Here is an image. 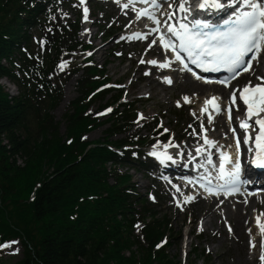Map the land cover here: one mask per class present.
<instances>
[{
	"label": "trees",
	"instance_id": "1",
	"mask_svg": "<svg viewBox=\"0 0 264 264\" xmlns=\"http://www.w3.org/2000/svg\"><path fill=\"white\" fill-rule=\"evenodd\" d=\"M53 2L0 0V78L20 90L9 95L0 86V196L13 187L15 207L6 212L0 197V240L14 236L23 244L15 264H179L166 252V237L176 234L173 216L161 213V204L138 193L128 174L116 170L128 165L145 171L152 161L140 160L137 149L152 143L149 136L131 133L137 100L123 101L118 92L105 100L113 90L89 88L90 73L82 69L79 94L62 116L65 135L58 131L60 122L51 112L61 101L62 85L49 69L51 52L74 51L81 43L76 24L62 31L46 28ZM33 28L42 35L36 54L30 47ZM96 99L103 103L88 111ZM104 124L102 139L81 140ZM121 134L126 135L117 137ZM18 157L25 160L23 167ZM197 253L206 264L209 255L203 249Z\"/></svg>",
	"mask_w": 264,
	"mask_h": 264
},
{
	"label": "rangeland",
	"instance_id": "2",
	"mask_svg": "<svg viewBox=\"0 0 264 264\" xmlns=\"http://www.w3.org/2000/svg\"><path fill=\"white\" fill-rule=\"evenodd\" d=\"M169 1L162 0L159 7L166 11L165 6L162 5ZM51 4L54 5V11L49 17V22L46 23V28L52 29L54 26L55 30L62 31L64 27L67 29L69 24H76L78 29L76 40L81 43L74 51L65 48L56 56L51 52L53 61L49 69L56 84L62 85L61 101L51 112L60 122L59 133L65 135L67 127L62 116L70 112L69 102L79 94L77 81L82 77V69L90 73L89 88L98 86L95 91H99L102 87L113 90L104 97L105 100L114 92L121 93L123 101L137 100L135 103L137 118L131 133L135 132L137 136H149L148 139L152 142L146 148L136 147L142 151L139 159L145 162L146 155L150 156L155 147L170 146L174 147L172 153L174 156L171 157L173 160L164 162L166 158H163L158 164L150 161L147 171L136 170L128 165L116 166V170L120 174H128L136 191L141 195H147L151 200L152 195L156 194L157 198L155 197L154 202L161 204L159 207L161 213L173 216L176 234L174 238L166 237L165 241L169 242L166 252L170 257L179 259V264H192V262L205 264L197 256V252L201 249L209 255L206 264H236L237 260L244 258L251 260L247 264H264L260 259L264 233L261 232L256 221L259 216L260 223L264 225V196L257 195L241 203L238 209L235 208L236 203L233 200H230L229 204H222L221 199L214 197L202 199L193 192L186 194L190 190L172 175L173 168L181 169V165L189 166L182 159L186 160L187 155L195 153L205 137L207 140L214 138L219 140L216 143L213 141V144L230 143L229 124L224 122L222 115L212 122L207 120L202 111L199 112L200 104L206 101L211 91L206 90L203 94H198L187 85L181 87L180 82L186 80L182 75L160 71L159 62L164 53L151 40L144 41L142 38L131 36L134 28H140L144 24L136 22L137 15L131 10L121 9L122 1L55 0ZM85 8L88 10L86 20ZM30 33L31 51L36 54L42 51L41 31L35 28L30 29ZM141 60L145 62L141 63ZM149 60H156L158 63L156 65L147 63ZM63 62L67 63L61 70L59 65ZM263 69L264 51L260 53L253 71L242 81L256 80V76L261 75ZM165 77L171 78L172 83H167ZM0 86L9 95L20 94L17 86L6 77L0 78ZM185 96L190 102L184 101ZM96 100L97 102L92 104L88 111L98 108L100 101ZM177 101H180V106H177ZM103 113L100 114L101 120L106 119L108 111ZM106 126L107 124L95 126L84 133L81 140L102 139L103 129ZM165 129L169 134L163 140ZM65 139L70 140L68 137ZM16 163L19 167H23L25 160L18 157ZM108 164L109 162L107 167H112ZM109 181L114 180L109 177ZM8 191L9 194L2 193L0 196L1 207L6 212L12 213L15 208L12 200L13 187H8ZM236 211L239 212L236 214ZM10 237L7 240H0V245L11 241L18 243L12 244L11 247L0 248V264H15L21 258L23 244L14 236ZM250 242H254L255 247H250ZM15 249L18 251H14Z\"/></svg>",
	"mask_w": 264,
	"mask_h": 264
},
{
	"label": "snow or ice",
	"instance_id": "3",
	"mask_svg": "<svg viewBox=\"0 0 264 264\" xmlns=\"http://www.w3.org/2000/svg\"><path fill=\"white\" fill-rule=\"evenodd\" d=\"M83 2V0H82ZM147 3L148 0H145ZM153 6L159 7L157 0H151ZM242 3L247 6V11H240L238 14L236 12L232 13L229 19L224 20V24L227 25L223 30L216 27L214 24L207 20H202L199 18H194L192 24L189 26L183 22L179 23V27L170 24L169 21L175 16V12H170L167 14L168 19L164 21V25L167 27V32L171 37H175L179 40V48L187 53V57L191 60V63L196 64L198 67H202L205 64L214 65V70H219L220 66H226L228 71L232 73L230 79H234L236 76L240 75L241 71L247 72L252 68V63L259 59L260 53L264 51V0H242ZM224 5L220 0H198L197 10L209 11L211 9H220ZM127 7V5H125ZM173 5H169L172 8ZM177 8L180 12L191 13V5L189 0H177ZM87 8L84 9L85 20L87 19ZM147 10L141 11L140 15H147ZM187 19V16L184 17ZM155 19V17H153ZM158 27L153 28L152 32H159L160 21L156 20ZM208 30V31H206ZM137 38H140L137 35ZM161 42H164L165 38L163 35L160 37ZM153 44L156 41H152ZM165 47L171 48L176 51V45L173 39L169 38L165 43ZM249 53L252 56L245 60V57ZM91 55V53H89ZM175 59L183 64V69L188 70V65L184 63V57L181 56L179 51H176ZM141 63L145 61L141 60ZM67 62H63L59 65L61 70L66 66ZM147 63L156 65L158 62L156 60H149ZM161 68L170 67V64L165 62L159 65ZM205 71L209 69L204 68ZM146 75L148 73H145ZM197 79H201L199 75L193 73ZM257 79L261 82L257 85H252L251 81L244 86L243 89H234L230 96L231 104L227 107L228 119L231 122L232 116L231 112L233 106L236 102V94L239 91L240 97L243 99L245 108L237 109L242 111L246 115V119L238 120V126L243 130L240 137H236V146L239 150L241 140L244 143H248L250 139H255L257 146L260 148V152L256 153V160L253 162L258 168H264V76H257ZM167 83L171 84V78L165 77ZM220 83L227 85L229 80L220 81ZM246 93H252V96L246 95ZM184 101L190 102L187 96L183 97ZM216 97H212L211 100H206L205 105L211 104L216 101ZM257 101H259L257 103ZM177 106H180V101H177ZM217 111H221L219 105H214ZM108 112L111 109H107ZM207 111V108H203L202 112ZM195 115V113H193ZM143 118L142 115L140 117ZM211 121V117H209ZM251 121V123H249ZM252 128L253 132H248L247 130ZM258 129V131H257ZM167 131V129H165ZM230 131L235 136L236 128H230ZM206 143H212L208 141L205 137ZM219 147V146H218ZM224 156V153H221ZM155 155V153H153ZM170 159V157H169ZM230 159V157H229ZM211 164V159L208 160ZM235 167L233 171L227 173L230 178L227 183H230L233 188L238 189V184L241 182L239 179L240 172V162L239 159L234 162ZM221 178H223L224 163L220 164ZM257 224L264 233V225L260 223V217L256 218ZM139 227V226H137ZM231 231V229H229ZM251 231V230H249ZM18 243L17 241L7 242L0 245V248L11 247L12 244ZM160 245H158L159 247ZM250 247H255L254 242H250ZM261 261L264 262V243L261 245ZM14 251H18L15 249Z\"/></svg>",
	"mask_w": 264,
	"mask_h": 264
},
{
	"label": "bare ground",
	"instance_id": "4",
	"mask_svg": "<svg viewBox=\"0 0 264 264\" xmlns=\"http://www.w3.org/2000/svg\"><path fill=\"white\" fill-rule=\"evenodd\" d=\"M172 1V2H171ZM220 1H224V0H220ZM170 2H171V4L172 5H174V8L176 9L177 8V2H176V0H170ZM197 3H198V1L197 0H189V4L191 5V9H192V11H191V14H193V13H195V11H200V10H197ZM169 10V9H168ZM182 14H185V15H189V13H184V12H182ZM140 19L141 18H137L136 19V22H138L139 24H141L140 22ZM153 27H152V25H151V29H152ZM141 29H138V27H136V28H134L133 30H132V32H131V35L132 36H136L137 34H141V32L142 31H140ZM147 34H148V32H147ZM164 61H166L167 63H169L170 64V67H168V68H161L160 67V71H166V72H169V73H171L172 75H176L178 72H179V70L177 69V68H175V66L174 65H172V63H171V59L169 58V56H166V58H165V60ZM179 73H182V72H179ZM182 76L186 79V80H183L182 82H180L181 83V87L182 86H184V85H187V86H189L192 90H195L198 94H203L204 92H206V90H208V91H212V92H218V93H223L224 91H225V88L224 87H222V86H219V85H206V84H202V83H198V82H196V81H194V80H192L191 78H189V77H187V75L186 74H183L182 73ZM203 108H205V103H202V104H200V109H199V112H201L202 111V109ZM204 114H205V112H203ZM262 116H264V113H262L261 114ZM217 116V115H216ZM215 116V117H216ZM225 118H227V117H225ZM215 119L213 118L212 119V121H214ZM228 121V120H227ZM208 141H211L212 143H206L205 142V140L204 141H202L201 142V144H200V148H208V147H210L212 144H213V140H208ZM218 146H220V144H218V145H216V146H212L211 148H210V152L211 151H213V152H215V149L216 148H218ZM222 146H224V145H222ZM229 146V145H228ZM227 146V147H228ZM200 148L198 149L199 151H200ZM174 149V147H167V148H165V153H166V155L167 156H172V153H173V150ZM201 152V151H200ZM175 165H172V167H174ZM260 181H261V183H262V185L264 186V180L260 177ZM222 204H229V200L227 201V200H225V201H222ZM240 205L241 204H239V203H236L235 204V208H240ZM225 207L226 208H228V206L227 205H225ZM237 212H239V211H236L235 213L237 214ZM211 221L209 220V223H210ZM239 225V224H238ZM251 260L250 259H239V260H237V263L236 264H240L241 262L243 263V264H247V263H249Z\"/></svg>",
	"mask_w": 264,
	"mask_h": 264
}]
</instances>
